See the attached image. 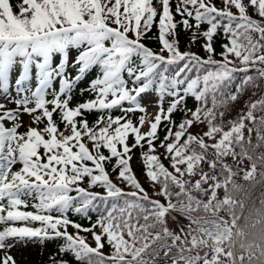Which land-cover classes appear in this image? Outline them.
<instances>
[{"label": "snow or ice", "instance_id": "6c2138e0", "mask_svg": "<svg viewBox=\"0 0 264 264\" xmlns=\"http://www.w3.org/2000/svg\"><path fill=\"white\" fill-rule=\"evenodd\" d=\"M262 64L264 0H0V264L30 243L56 244L46 264H132L133 213L177 210L159 182L194 175L183 145L231 146L245 117L209 118Z\"/></svg>", "mask_w": 264, "mask_h": 264}, {"label": "trees", "instance_id": "16d2710c", "mask_svg": "<svg viewBox=\"0 0 264 264\" xmlns=\"http://www.w3.org/2000/svg\"><path fill=\"white\" fill-rule=\"evenodd\" d=\"M186 38V34L182 36L181 48ZM193 50L199 48L194 45ZM259 67L264 70V64ZM187 100L188 106L194 107L193 98ZM225 103L226 107H215L214 119L209 118L212 126L227 129L229 118L239 125V117L244 116L242 128L231 133L230 147L214 148L211 145L215 140L207 137L202 138L203 146L200 138L183 145V155L191 156L188 163L193 165L194 175H188L185 165L178 164L181 172L172 173L175 182H159L167 184L170 204H175L176 211L145 203V211L133 213L143 228L134 233L133 243L142 251L132 264H264V78L253 71L242 95L235 102L229 99ZM180 115L176 112L174 118L178 121ZM202 127L194 125L190 131ZM160 132L162 135V126ZM163 162L168 164L167 160ZM141 166L134 159L133 167L139 170ZM198 179L199 185L194 183ZM140 181L149 188L143 175ZM152 198L162 199L159 195ZM88 242L92 243L90 238ZM55 251V243L36 244V264H46L49 254ZM103 251L108 252L107 245ZM64 258L76 264L70 254L65 253Z\"/></svg>", "mask_w": 264, "mask_h": 264}, {"label": "rangeland", "instance_id": "374dc122", "mask_svg": "<svg viewBox=\"0 0 264 264\" xmlns=\"http://www.w3.org/2000/svg\"><path fill=\"white\" fill-rule=\"evenodd\" d=\"M15 93L13 92V95ZM155 96L153 95V100H155ZM10 107V105H9ZM147 111L151 114H154L156 111L155 104H149L147 107ZM25 117L23 116L22 119L25 122ZM28 121V120H27ZM3 250H0V253H2ZM34 244H29L27 246L24 245H18L10 250V254L14 257L17 264H36V257L34 256Z\"/></svg>", "mask_w": 264, "mask_h": 264}]
</instances>
